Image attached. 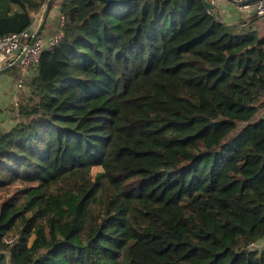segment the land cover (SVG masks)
I'll use <instances>...</instances> for the list:
<instances>
[{
    "label": "trees",
    "instance_id": "trees-1",
    "mask_svg": "<svg viewBox=\"0 0 264 264\" xmlns=\"http://www.w3.org/2000/svg\"><path fill=\"white\" fill-rule=\"evenodd\" d=\"M46 2L0 0V37ZM56 3L63 36L0 131L14 193L0 264H264L259 18L227 25L204 0Z\"/></svg>",
    "mask_w": 264,
    "mask_h": 264
},
{
    "label": "crops",
    "instance_id": "crops-1",
    "mask_svg": "<svg viewBox=\"0 0 264 264\" xmlns=\"http://www.w3.org/2000/svg\"><path fill=\"white\" fill-rule=\"evenodd\" d=\"M205 1V0H204ZM212 5L211 14L216 15L223 23L230 25L234 23H250L251 18L254 17L255 11L254 6L250 5L247 7H239L235 5L233 2L228 0H206ZM54 20L51 19L49 22L50 14L47 19V24L45 28L41 31L42 35L39 36V39L42 42L43 48H47L48 40L52 37L54 32L57 30L58 18H59V9L56 8ZM36 22V20H35ZM35 24V23H34ZM250 26H254L255 29L264 33V20L258 19L253 20L250 23ZM34 26L31 28L33 29ZM19 69L18 66L14 67ZM13 69V68H12ZM10 71V70H9ZM9 73L8 79H1L0 76V131H6L11 129L16 125L17 116L14 112L13 104L17 99L24 97V95H28V82L31 79V76L35 75V70L32 71V75L26 78V82L24 83V87L22 90H17L15 78L20 76L19 71L15 74ZM30 77V78H29ZM11 82V83H9ZM12 111V112H11ZM264 247V239L260 242L259 248Z\"/></svg>",
    "mask_w": 264,
    "mask_h": 264
},
{
    "label": "built area",
    "instance_id": "built-area-1",
    "mask_svg": "<svg viewBox=\"0 0 264 264\" xmlns=\"http://www.w3.org/2000/svg\"><path fill=\"white\" fill-rule=\"evenodd\" d=\"M239 7L243 6V2L247 0H229ZM255 16L259 19L264 20V0L255 1L253 4ZM210 13V10H207ZM63 25L62 19L58 24L57 30L54 32L52 37L48 40L47 45L53 46L60 41L63 36V33L60 27ZM29 36L26 34V31L21 33H11L6 36L0 37V70L5 67H11L14 63L19 60L18 67L20 70V76L15 78L17 90H22L26 78L32 75V71L35 70L37 63L39 61L40 53L43 49L41 40H38L34 43L31 48L26 49V43L23 42V39L27 41ZM32 77V76H31ZM30 78V77H29ZM14 112L16 116H19V99L16 100L13 104ZM5 243L10 244L14 241L12 236H7L4 239ZM251 246H254L252 244Z\"/></svg>",
    "mask_w": 264,
    "mask_h": 264
},
{
    "label": "water",
    "instance_id": "water-1",
    "mask_svg": "<svg viewBox=\"0 0 264 264\" xmlns=\"http://www.w3.org/2000/svg\"><path fill=\"white\" fill-rule=\"evenodd\" d=\"M52 1L53 0H47L35 30L28 29L26 31V34L29 36L27 41L25 39H23L24 43L27 42L26 43L27 44L26 45L27 46L26 49L27 48H31L34 45V43L38 40V38H39V36L41 34V31H42V29H43V27L45 25V22L47 21V18H48V15H49V9H50ZM103 1L106 2V3L112 4V5H116V4L125 3V2H127L129 0H103ZM255 1H258V0H247V1H244L242 4H243V6H250ZM204 6H205L206 10H210V11L212 10V5L206 0L204 1ZM20 58L11 67H5V68L1 69L0 70V75L5 74L6 72L11 70L12 68L16 67L18 65V63H19Z\"/></svg>",
    "mask_w": 264,
    "mask_h": 264
},
{
    "label": "rangeland",
    "instance_id": "rangeland-1",
    "mask_svg": "<svg viewBox=\"0 0 264 264\" xmlns=\"http://www.w3.org/2000/svg\"><path fill=\"white\" fill-rule=\"evenodd\" d=\"M53 2V1H52ZM56 2V1H55ZM57 8V3L54 5V7H53V10H52V12H51V14H50V18L48 19V21L50 22L51 21V19L52 20H54V16H55V10L54 9H56ZM41 13L42 12H40V14L36 17V22H35V24H34V28L32 29V30H35V28H36V26H37V23H38V21H39V19H40V16H41ZM42 35H40V37H41ZM17 70H19V69H17ZM16 70V72H18ZM19 73H20V71H19ZM21 74V73H20ZM8 75H9V73H7V74H2V75H0L1 76V79L3 80V79H8ZM9 83H11V82H9ZM12 112V111H11ZM199 149V148H198ZM200 150V149H199ZM98 170V168H94V170H93V172H92V174L94 175V173L96 172ZM13 190H3V191H0V206H1V203L5 200V199H7L9 196H13ZM141 221V223L142 224H144V221L141 219L140 220ZM121 264H128V262L125 260V259H123V260H121Z\"/></svg>",
    "mask_w": 264,
    "mask_h": 264
}]
</instances>
